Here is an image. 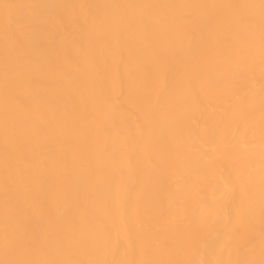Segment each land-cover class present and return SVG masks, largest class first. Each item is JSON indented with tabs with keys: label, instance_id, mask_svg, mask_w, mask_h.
<instances>
[{
	"label": "bare ground",
	"instance_id": "obj_1",
	"mask_svg": "<svg viewBox=\"0 0 264 264\" xmlns=\"http://www.w3.org/2000/svg\"><path fill=\"white\" fill-rule=\"evenodd\" d=\"M0 264H264V0H0Z\"/></svg>",
	"mask_w": 264,
	"mask_h": 264
}]
</instances>
